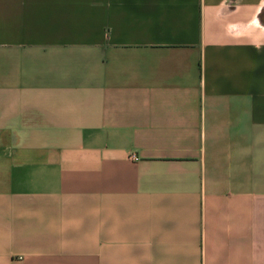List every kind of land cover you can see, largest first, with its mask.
I'll return each mask as SVG.
<instances>
[{
	"label": "crops",
	"instance_id": "1",
	"mask_svg": "<svg viewBox=\"0 0 264 264\" xmlns=\"http://www.w3.org/2000/svg\"><path fill=\"white\" fill-rule=\"evenodd\" d=\"M0 264H264V0H0Z\"/></svg>",
	"mask_w": 264,
	"mask_h": 264
},
{
	"label": "built area",
	"instance_id": "2",
	"mask_svg": "<svg viewBox=\"0 0 264 264\" xmlns=\"http://www.w3.org/2000/svg\"><path fill=\"white\" fill-rule=\"evenodd\" d=\"M132 157H133L134 159H137V157H136L135 155H132Z\"/></svg>",
	"mask_w": 264,
	"mask_h": 264
}]
</instances>
